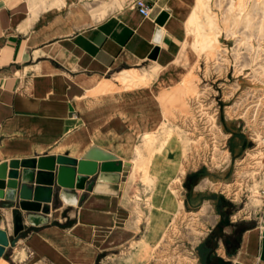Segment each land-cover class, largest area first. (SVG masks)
Instances as JSON below:
<instances>
[{"label":"crops","instance_id":"crops-1","mask_svg":"<svg viewBox=\"0 0 264 264\" xmlns=\"http://www.w3.org/2000/svg\"><path fill=\"white\" fill-rule=\"evenodd\" d=\"M133 1L0 0V167L6 164L8 174L11 160L48 155L79 159L93 145L118 157L107 163L110 168L130 163L119 182L103 183L110 194L86 192L77 205L64 203L55 186L51 202L40 212L24 211L0 197V229L9 241L15 214L23 215L21 236L5 247L0 264H154L146 256L159 238L164 212L154 208L158 224L149 231L145 200L150 196H144L145 182L135 183L136 173L133 178L130 173L134 160L149 153L139 131L164 122L166 90L178 78L172 62L181 40L174 29L182 32L172 17L186 7L185 0H145L151 11L144 17ZM101 9L105 12L99 16ZM162 10L168 17L158 25L155 18ZM159 60L164 67L146 85L121 81L142 68L152 72ZM111 85L116 89L103 92ZM225 126L230 151L241 152L238 121ZM222 181L210 175L196 182L182 178L178 203L190 212L202 211L206 228L194 264H264L259 258L264 176L256 183L259 198L240 197L238 203L215 188ZM89 198L91 206L85 207ZM221 219L224 234L235 229L238 235L234 253H228L222 237L210 251L204 243Z\"/></svg>","mask_w":264,"mask_h":264},{"label":"rangeland","instance_id":"rangeland-1","mask_svg":"<svg viewBox=\"0 0 264 264\" xmlns=\"http://www.w3.org/2000/svg\"><path fill=\"white\" fill-rule=\"evenodd\" d=\"M184 7L172 17L182 32L174 29L181 40L172 62L178 78L166 86L164 122L139 131L149 153L134 160L130 173L132 178L136 173L135 183L145 182L144 196H150L145 200L149 231L158 224L154 208L164 212L159 238L146 256L154 264H194L196 244L205 235L202 211L178 203L183 177L225 179L215 188L238 203L240 197L259 198L256 183L264 176V0H198ZM164 65L159 60L152 72L142 68L121 81L146 85ZM115 89L111 85L103 92ZM233 120L244 147L236 154L225 131V122ZM139 197L135 190L134 201Z\"/></svg>","mask_w":264,"mask_h":264},{"label":"water","instance_id":"water-1","mask_svg":"<svg viewBox=\"0 0 264 264\" xmlns=\"http://www.w3.org/2000/svg\"><path fill=\"white\" fill-rule=\"evenodd\" d=\"M167 17L168 12L162 10L155 18V22L163 25ZM117 160L115 154L97 145L91 146L79 159L66 155H48L11 160L8 165L11 170L8 174L6 164L0 167V197H5L10 203H17L24 211L40 212L51 202L55 186V193L64 203L70 206L77 205L85 200L86 192L111 193V189L103 183L119 182L120 173L126 175L130 169L129 162H123L116 168L107 165L108 162ZM81 190L84 191L82 194ZM92 198L94 199V196ZM84 206H91V198ZM29 218L31 219V216ZM22 230L23 215L17 212L14 216L13 238L10 241L6 232L0 229V255L3 254L5 247L14 245ZM259 258L264 261V216Z\"/></svg>","mask_w":264,"mask_h":264},{"label":"trees","instance_id":"trees-1","mask_svg":"<svg viewBox=\"0 0 264 264\" xmlns=\"http://www.w3.org/2000/svg\"><path fill=\"white\" fill-rule=\"evenodd\" d=\"M193 175L196 176L197 173H195ZM197 180L198 179H196L194 182H196ZM225 201L227 202V200H225ZM223 226H224V222L221 219L218 222V224L215 226V228L206 237L204 243H206V245L208 246V251H210L211 248L213 249L215 247L216 239L218 237L223 238L228 253H234L238 249V235H236V230L234 229L233 232L229 235L224 234L222 232ZM227 240H229V242Z\"/></svg>","mask_w":264,"mask_h":264},{"label":"built area","instance_id":"built-area-1","mask_svg":"<svg viewBox=\"0 0 264 264\" xmlns=\"http://www.w3.org/2000/svg\"><path fill=\"white\" fill-rule=\"evenodd\" d=\"M132 6L137 9L142 16L147 17L150 15L151 6H149L145 0H134ZM261 194L264 198V189L261 190Z\"/></svg>","mask_w":264,"mask_h":264},{"label":"bare ground","instance_id":"bare-ground-1","mask_svg":"<svg viewBox=\"0 0 264 264\" xmlns=\"http://www.w3.org/2000/svg\"><path fill=\"white\" fill-rule=\"evenodd\" d=\"M184 3L183 4H185V6H190V5H194V4H196V2H198V0H185V1H183ZM180 3V2H179ZM180 4H182V3H180ZM194 7V6H193ZM155 54H156V51H154L153 53H152V57L154 58V59H157V57L158 56H155ZM145 252H147V251H145Z\"/></svg>","mask_w":264,"mask_h":264}]
</instances>
